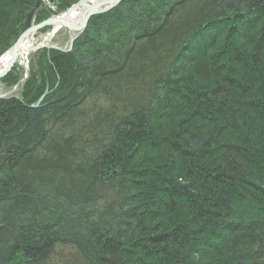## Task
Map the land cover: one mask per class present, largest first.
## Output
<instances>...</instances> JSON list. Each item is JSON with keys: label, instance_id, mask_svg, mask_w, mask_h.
<instances>
[{"label": "trees", "instance_id": "obj_1", "mask_svg": "<svg viewBox=\"0 0 264 264\" xmlns=\"http://www.w3.org/2000/svg\"><path fill=\"white\" fill-rule=\"evenodd\" d=\"M47 6L0 0V57ZM34 55L0 98V264H264V0H123Z\"/></svg>", "mask_w": 264, "mask_h": 264}, {"label": "rangeland", "instance_id": "obj_2", "mask_svg": "<svg viewBox=\"0 0 264 264\" xmlns=\"http://www.w3.org/2000/svg\"><path fill=\"white\" fill-rule=\"evenodd\" d=\"M48 2V8L50 9L51 13H55L54 11L58 12L59 14H63L66 12L69 8H71L73 5L77 4L79 1L75 2L68 8H63L59 11V5L61 4L62 0H56L54 3H52V0H45ZM47 27V26H46ZM45 28V27H44ZM44 28L38 30L34 35L33 42L31 43V47H34L35 50L31 51L27 56L19 57L16 68L20 70L23 74V77L29 75V68H30V62L34 60L35 53L38 50H41L45 47H53V48H59L61 50L70 51L71 45L73 43V38L75 36L80 35L83 31L81 30H70L67 27H63L58 32L55 33L50 39L49 34L52 33V26H48V29L44 32ZM42 44V48L37 49L36 47ZM2 56V55H1ZM14 69V68H13ZM12 69V70H13ZM4 78V77H3ZM3 78L0 79V98H9L11 96H19L22 85L19 86V82L17 84H14L13 86L7 85L5 82H3ZM23 82V81H22ZM23 84V83H22Z\"/></svg>", "mask_w": 264, "mask_h": 264}, {"label": "water", "instance_id": "obj_3", "mask_svg": "<svg viewBox=\"0 0 264 264\" xmlns=\"http://www.w3.org/2000/svg\"><path fill=\"white\" fill-rule=\"evenodd\" d=\"M83 0H80L77 4L73 5L71 8H69L66 12H69L71 9L75 8L78 4H80ZM123 0H99L97 3L91 5L87 11L85 12L82 22L79 24H75L72 23L70 21H68L66 18L64 17H60L61 14L59 16H51L49 17L47 20L33 25L31 26L29 29H27L26 31H24L21 36L18 38V40L14 43V45L12 46L11 50V59L8 63V65L3 69L0 70V79L5 77L8 73L11 72V70L14 68L15 64L17 63L19 57H20V47L22 46V43L24 42V40L32 35L35 34L38 30L46 27V26H52L55 23H61V25L63 27H67L70 30H81L83 31L87 24L89 23L91 17H93L94 15L100 14V13H104L107 12L113 8H115L117 5H119ZM76 36L72 39L73 41L75 40ZM42 46L39 45L36 48H40ZM35 50V48L32 49V51ZM26 78V77H25ZM44 98V95L35 103L33 104V106H38L42 100Z\"/></svg>", "mask_w": 264, "mask_h": 264}, {"label": "bare ground", "instance_id": "obj_4", "mask_svg": "<svg viewBox=\"0 0 264 264\" xmlns=\"http://www.w3.org/2000/svg\"><path fill=\"white\" fill-rule=\"evenodd\" d=\"M99 0H83L80 4H78L75 8H73V9H71L69 12H67V13H63V14H61V16L60 17H64V18H66L68 21H70V22H72V23H77V24H79L80 25V23L82 22V19H83V16H84V14H85V12L87 11V9L91 6V5H93V4H95V3H97ZM56 2V1H55ZM52 3H54V1L52 2ZM55 13H53L51 16H59L60 14L58 13V12H56V11H54ZM100 14H102V13H100ZM98 15V14H97ZM50 16V17H51ZM48 19V18H47ZM46 19V20H47ZM41 23V22H40ZM36 24H39V23H35V24H33V25H36ZM89 24V23H88ZM88 24H87V26H88ZM33 25H31V26H33ZM30 26V27H31ZM87 26H86V28H87ZM29 27V28H30ZM48 27V26H47ZM28 28V29H29ZM63 28V26L61 25V23H55L54 25H52V30H51V32L52 33H50L49 34V39L53 36V35H55V33L56 32H58L60 29H62ZM85 28V29H86ZM84 29V30H85ZM27 30V29H26ZM84 30H83V32H84ZM34 34H32V35H30V36H28L25 40H24V42L22 43V46L20 47V50H19V52H20V57H22V56H27L31 51H32V49L34 48V47H31L30 45H31V43L33 42V39H34ZM78 36H76V38H77ZM75 38V39H76ZM75 41V40H74ZM74 41H73V43H74ZM72 46V45H71ZM10 59H11V50H8L7 52H5L4 54H3V56L0 58V70H3L7 65H8V63H9V61H10ZM29 76V75H28Z\"/></svg>", "mask_w": 264, "mask_h": 264}]
</instances>
